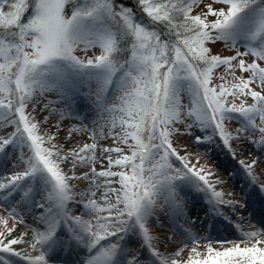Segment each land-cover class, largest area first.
Wrapping results in <instances>:
<instances>
[{
	"label": "snow or ice",
	"instance_id": "6c2138e0",
	"mask_svg": "<svg viewBox=\"0 0 264 264\" xmlns=\"http://www.w3.org/2000/svg\"><path fill=\"white\" fill-rule=\"evenodd\" d=\"M135 3L144 18L117 0H0V128H14L0 135V158L19 150L13 167L22 168L0 177V207L16 221L9 228L0 219V264H264V225L235 240L212 233L218 221L239 229L253 194L264 198L256 160L239 162L247 186L241 199H225L232 193L216 190L222 181L190 165L172 139L190 120L187 134L211 130L233 156L230 141L245 133L264 151V0H211L198 14L201 0ZM218 42L232 54H214ZM46 94L56 99L45 109L63 105L62 119L83 122L78 102L90 105L97 118L83 130L92 143L66 149L58 132L41 131L27 109ZM233 120L236 136L226 127ZM80 130L70 128L67 139ZM97 136L114 146H98ZM212 139L195 137L197 144ZM98 159L107 163L100 171ZM80 167L88 170L77 175ZM73 181L87 187L76 191ZM188 191L209 205L196 232L184 227ZM158 212L184 247L196 245L186 261L176 258L183 247L159 249L151 229L163 227ZM133 236L139 249L130 247Z\"/></svg>",
	"mask_w": 264,
	"mask_h": 264
},
{
	"label": "rangeland",
	"instance_id": "374dc122",
	"mask_svg": "<svg viewBox=\"0 0 264 264\" xmlns=\"http://www.w3.org/2000/svg\"><path fill=\"white\" fill-rule=\"evenodd\" d=\"M208 3H211V0H201V3L194 7L193 14H198L204 9V6ZM214 7H218V5H213ZM243 51V49H241ZM213 53H219L221 55H231L232 53L229 52L224 48V45L220 42L216 43L214 46H212ZM80 55H83V53H80ZM91 55V53H89ZM250 59V58H249ZM224 68L221 67L217 70V75L223 74ZM241 73L237 70L236 75H240ZM247 76V74H244ZM231 79V77H228ZM215 83H220L218 79L214 81ZM259 90V89H257ZM56 97L54 94H46L45 96H37L29 105L27 111L31 113V115L35 118L36 121L41 122L42 128L41 131L43 132H52L57 133L58 132V140L57 142L60 143L62 146L67 148L82 146L84 143H92L93 141L90 139V131L83 130L84 125H89L91 127V122L93 119H96V114L90 107V105L85 102L84 100H80L78 102L77 110L80 112L81 115H83L85 118L83 122L79 119L74 118H66L62 119L59 109L63 108V105H57L52 104L49 105L47 109H45V105L48 103L49 100H55ZM251 102L250 98H248V102ZM187 103L188 101L185 99L184 101ZM73 116H75V113H73ZM47 117V121L45 122V118ZM190 120H185L184 123L178 124L177 127L179 128L180 132L173 136V146L177 148L180 155H187L189 157V163L190 165H195L197 168H203L206 172H211L212 175L209 177V179L213 182L216 180L222 181V183H218L215 185L216 190L223 191L224 193H232L231 196L225 195V199H233L239 201L241 199L240 197V191L242 187H247L245 184V178L237 175H233L232 177L228 178L227 174H232V170L230 168H221L215 162L219 159V154H216L213 157L207 156L205 153V150L207 149L205 147V144H197L195 141L196 136H200L201 133H193V127L190 130L191 134L188 133L187 124H190ZM75 126L76 128L81 129L80 131L73 132L72 139L69 141L67 139L69 129ZM226 127L230 132L236 131L237 128L240 127L239 123L235 120L231 122H226ZM14 130L13 127L9 126L6 128H0V135H6ZM105 133H107V129L104 130ZM184 133V134H180ZM237 135V133H236ZM254 139H259V134H257ZM98 146H114L113 141L111 138L107 139H99V136H97ZM231 148L235 152V157L237 160L241 161L244 160L246 162H251L253 160H256V165L253 169L254 174L258 177L259 180L264 181V151H258L257 147L254 146L251 142H249L248 134H241L239 139H233L230 141ZM209 148V147H208ZM232 153V152H231ZM98 157L100 156L99 153V147L97 152ZM114 157L116 154H112ZM213 158V159H212ZM221 158V157H220ZM223 158V157H222ZM7 161V162H6ZM17 161L20 163L19 157L14 155V158L6 159L5 162L7 163H0V177L7 176L9 173H12L14 171L22 170V168H14L13 165L17 164ZM95 167L98 171L103 170V168L107 167L106 161L104 162L103 166L99 162V159L97 160ZM65 171L69 172L71 174V166L65 165L64 166ZM88 168L80 167L76 169V174L79 175L83 171H87ZM114 171H117L119 169L114 168ZM230 170V171H229ZM228 179V181L225 179ZM231 176V175H230ZM241 181L243 183H241ZM73 184L76 185V191H83L87 187V182L82 181H73ZM187 194V204L185 207V218L187 220V223L184 224V219L181 220V223L184 224L185 228L191 229V231L196 232L197 228L200 227L202 223L206 220L207 216L206 214L209 212V205L206 203L205 198L202 194L196 193L194 191H188ZM99 195V193H98ZM256 196V195H255ZM257 199V197H255ZM251 197V202L249 204L254 203L256 199ZM14 200L19 199V195L15 196L13 198ZM74 207V206H73ZM22 210H25L24 218L27 221L28 225L33 224V219L29 218V210L27 208H24ZM36 213L39 212L38 209H33ZM79 211V210H78ZM157 215L161 217L163 220V227L160 226L159 223H153L151 225L152 229V235L157 238V245L159 249L162 252H165L166 254L172 253L176 251L179 248H184L183 252L180 256L176 257L178 260L186 261L190 250L192 247L196 246L195 244L189 243L187 247H184L181 238L172 230L171 225L168 222L167 217L164 216V213L158 212ZM32 216V215H31ZM242 216L243 220L240 222L239 230L247 232V231H253L257 230L258 224L253 220L252 214H248L246 209L242 210ZM0 219L7 220V227L11 228L14 224H16V221L9 216L8 212L5 211L4 207H0ZM237 220H239V217H237ZM19 229V232L26 231V226L16 225ZM4 226L0 224V230H3ZM239 232L238 230H236ZM19 234V233H15ZM228 240H235V239H228ZM225 246H231L225 245ZM243 246V245H242ZM17 247H23V245L17 246ZM218 247V246H217ZM133 249H139V245L135 244ZM199 250L201 252L204 251V246L201 243L199 245ZM145 254V253H144ZM147 255V254H146ZM195 259V257H193ZM59 264V263H58Z\"/></svg>",
	"mask_w": 264,
	"mask_h": 264
},
{
	"label": "trees",
	"instance_id": "16d2710c",
	"mask_svg": "<svg viewBox=\"0 0 264 264\" xmlns=\"http://www.w3.org/2000/svg\"><path fill=\"white\" fill-rule=\"evenodd\" d=\"M117 2L123 6H127L133 9V11L136 13L137 18H144V14L137 8V5L135 3V0H117ZM187 100V99H186ZM248 103H251L250 101ZM187 128V127H185ZM194 131H197L201 133V136H211L213 139L211 142V146L216 147L217 149H220L219 143L215 139L214 133L211 130H208L206 132H202L198 130L197 128H194ZM233 135L236 136V131H232Z\"/></svg>",
	"mask_w": 264,
	"mask_h": 264
}]
</instances>
